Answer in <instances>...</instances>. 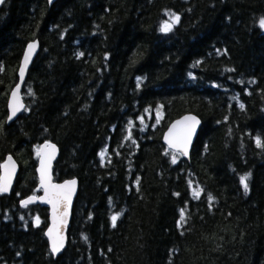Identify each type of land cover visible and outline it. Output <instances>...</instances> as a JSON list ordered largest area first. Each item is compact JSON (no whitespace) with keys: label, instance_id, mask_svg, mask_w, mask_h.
I'll use <instances>...</instances> for the list:
<instances>
[{"label":"trees","instance_id":"1","mask_svg":"<svg viewBox=\"0 0 264 264\" xmlns=\"http://www.w3.org/2000/svg\"><path fill=\"white\" fill-rule=\"evenodd\" d=\"M262 19L264 0H6L0 162L20 170L0 193V264H264ZM35 40L25 108L7 124ZM189 112L202 124L188 161L162 135ZM44 140L60 149L55 180H79L56 257L48 207L19 204L40 193Z\"/></svg>","mask_w":264,"mask_h":264},{"label":"water","instance_id":"2","mask_svg":"<svg viewBox=\"0 0 264 264\" xmlns=\"http://www.w3.org/2000/svg\"><path fill=\"white\" fill-rule=\"evenodd\" d=\"M5 1L3 0V3ZM56 1L58 0H48L50 4ZM3 3H0V6ZM30 46L32 47L30 48ZM39 49V41L35 40L26 46L22 54L17 71V82L12 87L8 97L7 124L16 120L25 108L22 90L29 69L39 53ZM14 109H18L15 111V115H13ZM10 116L12 117L11 119H9ZM193 117L195 118L194 120L185 119ZM201 124L202 121L196 114L191 112L182 114L169 123L163 132L162 142L168 149L181 154L184 159L189 161ZM37 154L38 159L35 171L38 184L36 189L40 191V194L28 195L21 199L19 204H40L48 207V225L45 230V236L51 253L56 257L67 245L72 210L79 190V180L77 178L55 180L53 174L54 165L59 157L60 149L54 141L44 140L41 142ZM19 170L20 166L16 158L12 154H7L0 162V180L7 183L8 190L0 193L9 194L11 192ZM54 243L59 247V251H52Z\"/></svg>","mask_w":264,"mask_h":264},{"label":"snow or ice","instance_id":"3","mask_svg":"<svg viewBox=\"0 0 264 264\" xmlns=\"http://www.w3.org/2000/svg\"><path fill=\"white\" fill-rule=\"evenodd\" d=\"M0 3H3V0H0ZM178 21H179V16L173 14V21H172V23H177ZM260 26H261L262 28H264V19H262V20L260 21ZM171 27H172V24L165 23V24L162 26L161 30L167 32V31H170V30H171ZM31 47H32V46H30V48H31ZM26 59H27V56H26ZM14 95H15V94H14ZM241 107H243V105H241ZM16 110H18V109H14V110H13V115H15V111H16ZM11 118H12V117L10 116L9 119H11ZM185 119H193V120H194L195 118L193 117V118H185ZM258 144H259V141H258ZM185 154H186V153H185ZM173 162H175V160H173ZM246 180H247V177H241V184L244 186L245 193H247V191H248V185H247V183H246ZM73 183H74V182H73ZM7 190H8V185H7V183L4 182L3 180H0V192H5V191H7ZM198 191H199V189H197V193H198ZM211 199H212V197L209 196V200H211ZM116 219H117L116 216H113V217H112L113 226H115V221H116ZM183 221H184V213H183V211H182V212H181L180 221L178 222V225L181 224ZM52 251H53V252L59 251V247H57L55 243L53 244Z\"/></svg>","mask_w":264,"mask_h":264},{"label":"rangeland","instance_id":"4","mask_svg":"<svg viewBox=\"0 0 264 264\" xmlns=\"http://www.w3.org/2000/svg\"><path fill=\"white\" fill-rule=\"evenodd\" d=\"M262 28V27H261ZM262 30L264 31V28H262Z\"/></svg>","mask_w":264,"mask_h":264}]
</instances>
